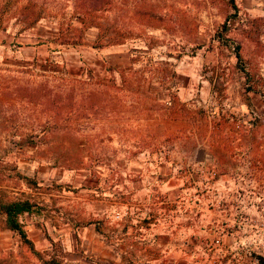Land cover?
Here are the masks:
<instances>
[{"label":"rangeland","instance_id":"rangeland-1","mask_svg":"<svg viewBox=\"0 0 264 264\" xmlns=\"http://www.w3.org/2000/svg\"><path fill=\"white\" fill-rule=\"evenodd\" d=\"M30 2L27 11H40L32 23ZM84 14L74 0H0V197L39 207L20 218L39 232L45 258L264 264V0H110ZM31 30L128 48V64L107 62L117 75L95 79L119 84L128 69L146 85L111 87L89 119L59 113L52 124L18 85H33L36 72L59 86L86 78L18 58ZM179 87L190 91L179 99L193 110L188 125L154 109ZM89 228L111 240L110 259L86 249ZM36 261L0 215V264Z\"/></svg>","mask_w":264,"mask_h":264},{"label":"trees","instance_id":"trees-1","mask_svg":"<svg viewBox=\"0 0 264 264\" xmlns=\"http://www.w3.org/2000/svg\"><path fill=\"white\" fill-rule=\"evenodd\" d=\"M109 1L110 0H74V3L75 7L78 9V12L81 14L85 13L84 15H86V13H91L96 9H99ZM31 4L32 2L26 3V5L23 6V16L25 18L31 17L29 18L30 23L36 21L40 17V11L34 10L32 11V13L27 11V9L30 8ZM82 23H85V18L82 19ZM146 52L147 51L144 50H135V53L141 56H144ZM235 54L237 58H240L239 44L236 45ZM133 61L134 56H132V62ZM165 62L170 64V75L175 78L177 76L175 63L167 59L165 60ZM160 68L161 67H158L159 70ZM129 71L130 70L128 69H124V72H122L121 74V80L119 84H116L115 81L111 79L103 80L90 77L88 79L75 78L71 82H69L67 86L52 84L51 79L47 77L46 74H44L43 72H36L35 74L39 75V77L36 78L37 81L34 80L35 83L33 85H18L16 95L25 98L34 106L41 105L42 111L49 114V118L47 119V121L50 120L52 124H56V116L59 113L64 115L65 119H68L72 116L84 117L89 119L92 115H95L94 112L96 111L95 109L97 105H100V108L102 109L109 102V100L106 99V96L110 95L109 88L114 87L118 90L123 91L128 87H133L135 91L140 92L142 88L144 89V86L146 85V79H144L143 77L141 78V76H136L135 79L137 80H135L134 85L133 82L129 80ZM140 79L142 80L139 81ZM61 87H67V89H61ZM155 99L156 101H158V106H154V109L157 111L160 108L165 112H157L158 115H164V117L170 118L177 117L181 114L182 110L179 109L183 106L182 104L181 107L178 106L180 103L176 94V90L173 93H169L167 99H165L164 96H157ZM184 111H186V114L191 118L189 114L193 110L190 107H187L184 108ZM198 111L201 110L199 109ZM199 126H201V124H197V127ZM37 208L39 209V207L36 206L35 203L27 197H17L7 200L0 197V215L3 216L5 226L19 235L20 238L31 247V251L42 259L43 264H76L67 262L65 260L62 261L55 258L54 256L45 258L42 255L41 251L34 248L32 241L27 237L26 231L23 227V223L20 221L19 217L23 212L30 213L33 210L37 211Z\"/></svg>","mask_w":264,"mask_h":264},{"label":"crops","instance_id":"crops-1","mask_svg":"<svg viewBox=\"0 0 264 264\" xmlns=\"http://www.w3.org/2000/svg\"><path fill=\"white\" fill-rule=\"evenodd\" d=\"M32 33V34H31ZM54 35V34H53ZM51 36L49 33H39L36 34V30H31L25 35L26 42L19 47L17 50L16 56L20 59H24L27 63L34 64L32 61H40L43 63H47L48 65L56 64L59 65L60 69L65 67L71 68L73 71H69L74 73L75 75L82 76L84 69H88L90 72V77L92 78H103L106 77H113L116 74L117 68L110 65H126L129 62L128 56V48L123 47H116V46H97L89 44L85 38L82 40H78L76 42H58L55 36ZM95 36H93L94 38ZM56 45L59 46V49H56ZM58 54V55H56ZM111 63L110 65L107 63ZM38 65V63H36ZM83 77V76H82ZM181 87L176 89V94L179 99H186L187 96L190 94L186 88L183 89ZM189 97V96H188ZM186 103L179 104L178 106L181 107L179 110L181 114L177 117H170L166 119H162L167 122H183V124H189L190 117L184 111ZM186 114V115H183ZM159 118V116H158ZM161 118V117H160ZM24 213V212H23ZM29 213V212H27ZM20 218V217H19ZM20 221L22 222L21 218ZM93 222V221H92ZM94 224L96 227V223ZM23 223V222H22ZM33 227H29L32 232H29L27 228L23 227L26 231L27 237L32 241L33 246L36 250L41 251L42 253L47 250L48 248H39V245L42 241V238L39 237V232ZM91 226V225H90ZM8 228V227H7ZM91 228V227H90ZM89 228L90 238L88 240V250L94 252L98 256L105 257V261L110 259L109 257L112 256V248L113 244L110 242L108 238L105 240L100 241L97 235H93L91 229ZM11 235L15 233L13 230L8 228ZM95 230V229H94ZM96 231V230H95ZM29 246V245H28ZM29 248H31L29 246ZM4 250H9L12 248H3ZM68 251L71 250V254L75 253L76 248H67ZM31 250V249H30ZM36 256L37 264H43L42 259ZM108 257V258H107ZM65 261L72 262L76 264H82L83 258L81 256L77 257H70L66 258Z\"/></svg>","mask_w":264,"mask_h":264},{"label":"built area","instance_id":"built-area-1","mask_svg":"<svg viewBox=\"0 0 264 264\" xmlns=\"http://www.w3.org/2000/svg\"><path fill=\"white\" fill-rule=\"evenodd\" d=\"M84 78H86V79H88V78H90V72H89V70L86 68V69H84V71H83V75H82ZM116 217H119L120 216V213L119 212H117L116 214Z\"/></svg>","mask_w":264,"mask_h":264}]
</instances>
